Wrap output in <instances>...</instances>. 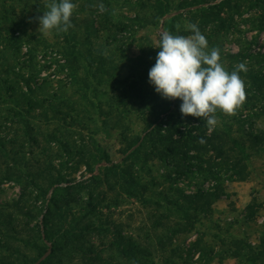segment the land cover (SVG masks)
<instances>
[{
  "label": "rangeland",
  "instance_id": "obj_1",
  "mask_svg": "<svg viewBox=\"0 0 264 264\" xmlns=\"http://www.w3.org/2000/svg\"><path fill=\"white\" fill-rule=\"evenodd\" d=\"M48 2L0 0V264H134L122 259L119 236L148 249L151 256L140 264H262L264 142H246V181L180 177L160 156L136 168L152 155L151 143L182 119L172 137L191 144L188 134H201L203 126L207 135L231 127L243 143L246 131L264 134V101L245 106L250 89L260 87L254 75H264V0H72L74 27L42 35L36 17ZM99 3L108 10L100 13L93 7ZM188 23L198 25L210 49L219 48L227 71L245 63L248 72L240 73L246 102L234 116L218 111L211 131L202 118L182 115L181 100L162 98L149 83L161 33L189 36ZM137 142L143 146L141 164L133 163L139 177L133 194L109 162L132 165L124 161ZM235 182L253 184L248 207L238 206L245 196L231 194ZM180 189L218 197L210 206L184 201ZM172 202L181 211H172ZM49 206L55 222L79 235L75 255H67L62 237H47ZM199 242L204 258L196 257ZM238 242L243 256L236 258Z\"/></svg>",
  "mask_w": 264,
  "mask_h": 264
},
{
  "label": "trees",
  "instance_id": "obj_2",
  "mask_svg": "<svg viewBox=\"0 0 264 264\" xmlns=\"http://www.w3.org/2000/svg\"><path fill=\"white\" fill-rule=\"evenodd\" d=\"M165 15H163L164 17ZM261 30H264V22L263 25L260 28ZM264 56V55H263ZM241 73V72H240ZM246 75H248V72H245ZM253 82H260V87L258 89H250L251 95L247 96L248 101L245 104V106L250 105H256L254 103L263 100L264 101V75L256 74L254 75V78L252 79ZM243 117V115L241 116ZM248 117V116H245ZM244 117V118H245ZM182 119V118H181ZM185 123V120L182 119L180 124L183 126ZM159 121H157V127L156 131L162 130V125ZM190 124V121L189 123ZM243 124L249 125L248 120H243ZM253 124V122H251ZM180 125V126H181ZM179 125H171L169 127V130L167 129L168 136L160 135L157 142H152V155H145L143 166H138L136 170H144L146 167L145 165L152 159L153 156H160L163 158L162 163L171 170H173L178 176H186L189 177L191 175L197 174V175H204L206 179L212 178L215 181H221L224 182L226 180L228 181H246L250 178L249 174V161L250 160V154L246 152V142L248 141L250 144L255 142H264V134L257 135L254 134L253 131H246L243 133V137L245 138V143L243 141L237 139L233 136V133L231 132V127H225L223 129H218V131H214L211 135H207L206 130L204 129V126L201 128L202 132L199 135H191V133L188 134L190 136L192 144L188 141L184 140H175L173 139V134L175 133L176 129L180 127ZM221 133V134H220ZM150 137V136H149ZM139 142H137L133 147H136L131 154L127 156L124 161L126 164L129 162L132 163L130 166H123L118 165L109 162V164L112 166L113 171L116 176H120L128 183V187L125 189L129 191L130 193L135 194L136 188L135 186H138L139 183V177L137 172H135L134 164H141V146L139 145ZM132 147V148H133ZM213 152L214 156H209V152ZM194 152L195 154H192ZM149 153V154H150ZM134 163V164H133ZM148 171H152V168L148 167ZM151 173V172H150ZM95 178V177H93ZM167 180L170 179V182L175 183L177 181V177H173L169 175L167 177ZM169 184V183H168ZM225 184V182L223 183ZM174 186V185H172ZM134 188V189H133ZM72 189H65L64 191L66 193H69ZM215 190L219 188L214 187ZM171 188H169L168 191H170ZM168 191H165V193L161 192L163 198L169 199L170 196L167 195ZM179 197L181 200H192L193 202H198L200 200H205V204L210 206L211 202L215 200L218 195L217 191L214 192H206L205 190H199L194 195L186 194L183 189L178 190ZM60 196H57L54 200L55 205V213L60 214L61 213V206L59 205L61 201ZM92 199V198H91ZM53 201V198L51 199ZM51 201V202H52ZM94 201V199H92ZM58 202V204H57ZM172 205L169 206L172 211L177 210L181 211V205L180 203H170ZM179 207V208H178ZM47 213L45 215V221L44 224L46 225V233L47 237L49 239H52L54 236L58 238L62 237L63 242L65 243V246L67 248V255L70 254L72 251L74 252V255L76 254L79 247L76 246L78 244L79 235L77 236L75 233H72V230H67L66 225H63V223L60 220L56 221L57 216L53 214L52 207L49 206L47 209ZM185 212H188L186 207H184ZM160 227V226H158ZM155 228V227H154ZM156 229V228H155ZM56 230V231H55ZM179 231H184L183 229H180ZM119 234V233H118ZM171 235V233H170ZM161 247L165 246L164 242H161ZM239 244L238 248L236 247V252L233 254L234 257L239 258L241 253H239L238 250H240L241 243ZM56 245V244H55ZM242 246V245H241ZM248 248L249 252H252L253 247L251 244H248L245 246ZM243 248V247H242ZM118 251L121 254L122 259L127 262L128 260L130 262H133L134 264H140L142 259H148L151 255L147 248L141 247L138 244H134L132 240L129 238V241H127V238L124 236H119L118 239ZM198 252L200 253V258H204L205 254L207 253L204 246H202V243L197 244ZM54 248L52 247L51 255H53ZM43 254V253H42ZM248 254V253H247ZM50 255V256H51ZM219 256V260L222 261V254L217 255ZM49 258V257H48ZM215 260V256L213 257ZM212 260V259H211ZM44 261H42L40 264H42ZM44 264V263H43ZM264 264V260L262 262Z\"/></svg>",
  "mask_w": 264,
  "mask_h": 264
},
{
  "label": "clouds",
  "instance_id": "obj_3",
  "mask_svg": "<svg viewBox=\"0 0 264 264\" xmlns=\"http://www.w3.org/2000/svg\"><path fill=\"white\" fill-rule=\"evenodd\" d=\"M46 11L37 16L42 35L55 31L67 33L74 27L72 18L78 5L72 0H51ZM100 13L108 9L103 3L93 5ZM179 27V26H177ZM189 36L163 32L160 35L156 63L149 71V83L162 98L181 100L183 116L202 118L209 130L217 126V112L234 116L246 102L245 83L240 72L245 63L226 70L219 48H209L206 37L196 23H188Z\"/></svg>",
  "mask_w": 264,
  "mask_h": 264
},
{
  "label": "crops",
  "instance_id": "obj_4",
  "mask_svg": "<svg viewBox=\"0 0 264 264\" xmlns=\"http://www.w3.org/2000/svg\"><path fill=\"white\" fill-rule=\"evenodd\" d=\"M233 190H231V194H233L234 197H237V198H241L245 196V198L242 199V201L238 204V206H243L242 208H245V207H248L251 202H252V195H253V184L252 183H249V182H235ZM248 188V189H247ZM224 197V196H223ZM221 197V198H223ZM232 197V196H230ZM221 198H219V202L217 203L216 206H218V208H222V205H221ZM254 244V243H253ZM199 254V257L200 258V253H197L196 256ZM216 259V258H215ZM219 260V258H218Z\"/></svg>",
  "mask_w": 264,
  "mask_h": 264
},
{
  "label": "built area",
  "instance_id": "obj_5",
  "mask_svg": "<svg viewBox=\"0 0 264 264\" xmlns=\"http://www.w3.org/2000/svg\"><path fill=\"white\" fill-rule=\"evenodd\" d=\"M62 62V63H61ZM60 63L63 64L64 60H60ZM55 76V75H54ZM56 77V76H55ZM197 258L199 257V254L196 256Z\"/></svg>",
  "mask_w": 264,
  "mask_h": 264
}]
</instances>
